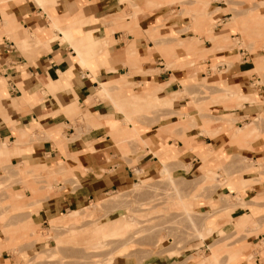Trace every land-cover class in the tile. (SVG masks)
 Returning <instances> with one entry per match:
<instances>
[{"label": "crops", "instance_id": "1", "mask_svg": "<svg viewBox=\"0 0 264 264\" xmlns=\"http://www.w3.org/2000/svg\"><path fill=\"white\" fill-rule=\"evenodd\" d=\"M211 1L206 12L213 40L201 20L174 13L180 6L163 0H0V145L7 142L9 173L24 181L14 186L22 194L17 204L25 206L8 214L13 227L20 220L37 226L57 219L157 178L165 165L172 174H186L185 166L197 173L215 167V178L224 182L200 208L206 213L214 205L222 216L234 207L230 220L214 216L228 225L225 251L238 252L230 262L228 255L218 257L217 264H264L256 248L264 242V38L245 42L252 51L242 47L238 25L227 26L233 16L225 23L224 7ZM251 30L264 33V21ZM227 37L237 39L238 48L223 49ZM188 43L196 48L188 50ZM145 89H155L147 104L124 107L126 98ZM124 131H132L136 143ZM59 162L73 177L48 197L36 183L34 196L26 173L43 174ZM32 197L38 202L30 203ZM1 204L15 203L8 198ZM244 216L253 225L237 231ZM18 234L17 240L31 229ZM15 249L0 230V264L18 263ZM187 251L179 264H193ZM166 259L153 257L150 264Z\"/></svg>", "mask_w": 264, "mask_h": 264}, {"label": "rangeland", "instance_id": "2", "mask_svg": "<svg viewBox=\"0 0 264 264\" xmlns=\"http://www.w3.org/2000/svg\"><path fill=\"white\" fill-rule=\"evenodd\" d=\"M212 1H217L224 7L222 12L226 17L225 23L230 20V16H233L227 26L238 25L244 42L241 46L252 51V45L245 42L256 40L259 37L264 38V33L257 36L254 30H251L252 27L264 21V13H259L256 10L261 7L264 10V1ZM38 2L43 3L46 0H38ZM163 2L172 4L174 7L179 5L181 10H175L174 13L181 12L183 16H188L195 22L201 20L207 27L205 29L208 32L206 37L210 40L214 39L211 32L212 18L206 12L208 0H163ZM149 4L148 6H152ZM252 5L254 7H250ZM247 7L250 8L246 10ZM3 20V26L6 29L8 28L5 23L7 17H4ZM52 21V25L56 26V20L52 18ZM65 30L66 28H62V34ZM236 40L227 37L226 44L222 48L227 49L231 46L238 48ZM35 42L38 43L39 40L36 38ZM188 45L193 46L189 47ZM187 46L188 50L196 48L195 43H188ZM123 82L116 84L121 88L125 85ZM106 89L107 85H102L99 95L104 96ZM202 91L204 94H209L207 90L203 89ZM144 92H146L145 95H139L142 98L138 96L126 98V101L123 102L124 107H135L139 103L147 104L146 98L154 94L155 89H145ZM178 95L181 94H174V98H177ZM236 98L241 100L239 97ZM67 114L69 115V113ZM86 116L88 118L90 115ZM123 133L125 138L132 139L131 141L136 143L137 139L132 131ZM25 136L22 135L23 138ZM4 142L3 145H0V230L16 244V249L13 251L19 260L16 264H150L153 257L168 258L165 260V264H179L178 259L180 255H184V250H191L186 254L189 255L188 260H193V264H217L218 257L224 255H228L230 262L238 256L237 251L227 252V245L231 241V238L224 237L226 235L225 228H228V225L222 227L216 222L214 216L221 219L227 216L230 220V212L234 207L224 208L223 217L219 215L222 211H219L214 205H210L209 211L207 210L206 213H202L203 209L200 208L199 203L206 202L207 198L215 193L216 187L224 182L220 178H215L217 175L215 167H210L208 170L202 167L201 172L197 173L190 172V166H185L186 174H172V168L165 165L157 178L139 180L127 190L112 192L103 199L89 201L85 207L79 210L71 209L57 219L37 226L33 224L32 219L31 222L28 219L20 220L13 227L11 219H8V214L19 212L17 209L25 206L23 203L17 204V200L22 198V194L14 186L22 185L24 181L16 179L12 173H9L6 156H4L7 142ZM119 142L122 140L120 139ZM58 164L57 167L43 174L38 169H32L31 172L26 173L27 178H30V181L26 182V187L34 196L38 193L36 183L38 186L44 185L42 189L48 197L54 194L56 189H62L58 187L60 181L65 184L73 177L68 168H65L60 162ZM59 175H62L63 179L56 180ZM243 185L244 182L238 183L237 188ZM230 189L233 190L234 186ZM232 196V192L229 195H224L220 203L227 206L233 198ZM8 198L15 204L9 207L1 204ZM35 199L32 197L30 203H37L38 200ZM241 206H245V203H241ZM24 210L26 208L20 211ZM74 214L79 215L80 221L77 223L72 222ZM242 218L245 219V222L242 221ZM242 218L239 223L235 224L237 231L247 225H253L249 217ZM21 226H25L20 230L22 232L28 228L31 229V235L19 237L17 240L20 232L17 229ZM216 234L220 235L221 239L212 242L213 238L217 236ZM237 235H240L239 232ZM28 248L30 251H27ZM256 248H260V255L264 256V242L262 244L260 241ZM192 252L196 253L191 254Z\"/></svg>", "mask_w": 264, "mask_h": 264}, {"label": "bare ground", "instance_id": "3", "mask_svg": "<svg viewBox=\"0 0 264 264\" xmlns=\"http://www.w3.org/2000/svg\"><path fill=\"white\" fill-rule=\"evenodd\" d=\"M78 214H74V217H73V223H77V222H79L80 220L78 219ZM210 229V228H209ZM211 231V230H210Z\"/></svg>", "mask_w": 264, "mask_h": 264}]
</instances>
